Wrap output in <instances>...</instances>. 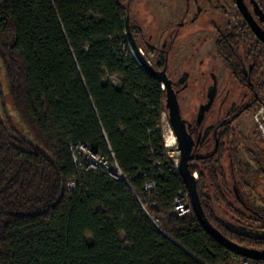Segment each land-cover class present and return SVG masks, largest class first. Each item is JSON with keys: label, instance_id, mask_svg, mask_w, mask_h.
I'll return each mask as SVG.
<instances>
[{"label": "trees", "instance_id": "obj_1", "mask_svg": "<svg viewBox=\"0 0 264 264\" xmlns=\"http://www.w3.org/2000/svg\"><path fill=\"white\" fill-rule=\"evenodd\" d=\"M255 1L264 9V0ZM129 10L121 0H0V63L9 104L30 137L14 135L0 116V264L255 261L213 238L194 210L174 212L179 191L188 189L165 146L166 89L130 50ZM130 30L142 48L139 30ZM255 38L243 21L219 30L216 39L231 70L241 50L252 57L250 93L256 99L250 115L264 107V42ZM154 53L145 46L157 66ZM0 101L7 114L3 92ZM223 137L200 168L190 167L199 170L205 213L231 240L264 249V197L261 205L252 197L237 129L227 123ZM75 144L113 154L127 179L101 169L79 171ZM246 154L264 178V155ZM150 178L156 187L146 191ZM222 208L227 218L220 216Z\"/></svg>", "mask_w": 264, "mask_h": 264}, {"label": "rangeland", "instance_id": "obj_2", "mask_svg": "<svg viewBox=\"0 0 264 264\" xmlns=\"http://www.w3.org/2000/svg\"><path fill=\"white\" fill-rule=\"evenodd\" d=\"M130 6V14L143 29L144 36L156 46L166 45L172 33H176L177 38L169 55L170 73L177 75L182 74L185 70L199 71V61L202 58H208L207 55H214L216 30L218 25L222 28L226 26L228 21L237 22V10L233 5L234 0H215L217 6L207 0H121ZM222 5H225L224 8ZM239 20V19H238ZM131 52L134 54L132 46L129 44ZM142 50L145 51V46L141 44ZM143 51V53H145ZM135 55V54H134ZM199 76L195 73L193 77ZM110 81L115 85L120 84L121 79L118 76L109 77ZM196 79V78H195ZM194 78L190 79L193 82ZM226 88L230 89V95L226 102L227 108L231 102L236 100L240 102L242 95L239 86L231 79L228 73L225 76ZM0 95L4 93L7 103L8 113L6 114L3 105L0 101V116L8 124L14 135L21 134L30 139L26 131H24L15 111L9 104V87L6 78V73L0 63ZM192 106H189L186 95H181L182 115L188 116L196 109V105L201 100V94L194 95ZM163 133L168 136V115L163 114L162 119ZM234 126L239 129L241 156L245 166L249 168L250 182L254 183V190L251 191L253 199L257 204L261 205L259 197H264V178L259 177L257 168L253 165L251 159L246 154V150H251L260 155H264V107L260 108L254 115L244 114L235 122ZM15 129V130H14ZM17 131V132H16ZM260 132V136L259 135ZM179 163V161H178ZM198 177V176H197ZM230 201L241 210H247L243 203L237 202L229 196ZM220 216L227 218L225 208L221 209Z\"/></svg>", "mask_w": 264, "mask_h": 264}, {"label": "flooded vegetation", "instance_id": "obj_3", "mask_svg": "<svg viewBox=\"0 0 264 264\" xmlns=\"http://www.w3.org/2000/svg\"><path fill=\"white\" fill-rule=\"evenodd\" d=\"M207 1L211 3L215 2V0ZM187 2L188 5H190L189 0H187ZM245 2L248 6V10L253 15L254 19L258 22L261 29L264 31V19H262L261 16L257 13L256 4L254 0H245ZM233 5L237 10L236 16L239 20L236 19L237 22L228 21L224 28L216 25V36L218 35L219 30H226L231 24H237V26H240L244 21V23H246L250 28L251 32L255 35V39H259L251 28V26L249 25V23L246 21L245 17L240 12L236 0H234ZM214 6H217V2L214 3ZM224 6L225 5H222L223 8ZM259 7L264 12V9L260 5ZM128 16L130 25H133L135 27V30H139L138 36L140 44L143 43L144 46L148 45L151 49L155 51L153 55L155 62L157 61V66L155 67L158 70H162L164 67L167 68V75L173 82V87L177 92V97L180 103L181 110V95H186L188 101L190 100L188 107H191L192 102L194 101V95L196 93L201 94V100L196 105V109L194 110V112L192 114H189L188 116H183L186 120L187 130L194 140L192 150L193 158L190 161V167L200 168L202 166L203 161L209 158L210 156H213L219 150L221 144L224 142L223 135L225 132L226 124L230 123L232 127L237 129L239 133V129L234 126V122L240 116L244 114H249V112L252 111V105L256 99L251 95L252 93H250L253 87L252 78L254 67L251 65V62L249 64L248 61L252 57H246V49L241 50L242 54L239 56V65L233 71L230 67L227 66L225 58L222 57L223 55H221V53H219L215 42L216 54L207 55L206 57L208 58H202L198 64L199 67L201 66V69L199 71L195 70L190 72L188 70H185L184 72H182L181 75H177V80L175 81L174 77L176 75L169 72V55L178 35H176V33H172L166 45L156 46L144 36L142 27L140 26V24H138L132 19L130 10ZM132 34L134 37L133 32ZM253 42H255L254 39L248 41L249 44ZM143 51L144 50H142V52ZM160 63L161 65L163 64V66H161ZM262 72L264 73V70ZM195 73H198L199 76L193 77ZM226 73H228L231 79L235 82V84L239 86L238 88L241 91L240 94L242 95L240 102L234 100L231 102L228 108L226 106V102L228 100V96L230 95V89L226 88ZM235 75L237 77L239 76L238 79ZM192 78H194V81L190 82V79ZM252 91L254 92L253 89ZM202 106L207 107V109L204 111L201 119H199L200 109ZM195 174L199 177V170H196Z\"/></svg>", "mask_w": 264, "mask_h": 264}, {"label": "water", "instance_id": "obj_4", "mask_svg": "<svg viewBox=\"0 0 264 264\" xmlns=\"http://www.w3.org/2000/svg\"><path fill=\"white\" fill-rule=\"evenodd\" d=\"M256 4L257 13L264 19V12L259 7L258 3L254 0ZM237 6L245 17L246 21L249 23L257 37L264 42V31L259 26L258 22L254 19L253 15L248 10V6L245 0H236ZM127 28L128 34L130 37V45L132 46L133 52L137 57L138 61L144 65L153 75L157 76L164 84L166 89V113L168 115L169 123L177 137L178 145L180 148V156L178 163V170L183 177L185 185L187 186L188 192L191 197V202L193 210L195 211L198 219L200 220L203 228L216 240H218L222 245L231 251L245 256L251 259L264 260V249H254L243 246L230 238L224 235L207 217L203 204L201 202L200 194L197 187V176L192 172L190 168V161L193 158L192 150L194 145V140L191 134L187 130L186 120L184 119L180 103L177 97V92L173 87L172 80L167 75V68L164 67L162 70H158L150 60L142 52L141 48L137 45L133 34L130 30V21L129 16L127 17ZM207 107L202 106L200 109L199 119H201L204 111ZM230 225L234 227L235 230L247 233L248 230L241 226H235L234 224Z\"/></svg>", "mask_w": 264, "mask_h": 264}, {"label": "built area", "instance_id": "obj_5", "mask_svg": "<svg viewBox=\"0 0 264 264\" xmlns=\"http://www.w3.org/2000/svg\"><path fill=\"white\" fill-rule=\"evenodd\" d=\"M162 88L165 89L164 84H162ZM168 130H169L168 136L164 134L165 146L167 148L168 156L174 161L177 167L180 156V148L178 145L177 137L169 123V120H168ZM71 151L73 153V158L78 166L79 171H82L84 169H101L116 178L125 179V180L127 179L122 168L114 159L113 154H112L113 159L109 157H105L100 153L90 150L84 144L71 145ZM159 166L160 164H156L157 168ZM153 175H155V172L152 173V176ZM155 187H156V183L154 179L150 178L146 181L144 189L146 191H151ZM192 211H193V206L189 192L180 190L175 201L174 212L179 216H185L191 213ZM240 264H264V260L255 259V261H251L250 259H244L241 261Z\"/></svg>", "mask_w": 264, "mask_h": 264}, {"label": "bare ground", "instance_id": "obj_6", "mask_svg": "<svg viewBox=\"0 0 264 264\" xmlns=\"http://www.w3.org/2000/svg\"><path fill=\"white\" fill-rule=\"evenodd\" d=\"M175 137V136H174Z\"/></svg>", "mask_w": 264, "mask_h": 264}]
</instances>
